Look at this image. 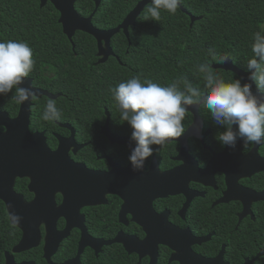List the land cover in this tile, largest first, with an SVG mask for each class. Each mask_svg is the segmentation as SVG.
<instances>
[{
	"label": "flooded vegetation",
	"instance_id": "af4514ba",
	"mask_svg": "<svg viewBox=\"0 0 264 264\" xmlns=\"http://www.w3.org/2000/svg\"><path fill=\"white\" fill-rule=\"evenodd\" d=\"M37 1L40 8L52 4L48 0L41 6V1ZM93 2L95 9L85 18L94 17L102 0L98 6ZM129 13L112 28L96 27L93 17L91 22L94 28L109 31L119 27ZM138 18L135 25L129 26L128 36L120 29L110 37L108 47L112 53L104 62L100 61L98 42L92 36L96 41L97 63H105L110 57L119 60L111 41L120 32L128 39ZM105 45L102 40L101 47ZM26 79L31 80L32 88L56 95L52 99L57 100L62 95L37 86L32 77ZM48 99L50 97L42 95L31 102L29 131L42 133L51 153L56 154L59 149L63 153L60 160L55 161V168L40 175L37 173L36 177L29 173L10 178L12 171L1 168L0 264L8 261L12 264H94L100 257L108 261L109 257L113 261L120 260L123 264H151L153 255V264H197L196 256L218 259L225 264H264V235H260L259 240L256 237L250 239L251 243L259 244L256 252L246 253L242 241L247 231L252 230L251 224L264 215V171L245 176L238 169L240 158L247 155L255 143L237 142L239 146L229 147L230 152L226 153L228 146L217 139L226 128L215 125L210 114L201 107L197 108V114L202 127L192 129L196 116L190 109L184 121L185 134L162 148L153 146L154 154L140 173H156L160 177L158 180L147 178L145 187L149 192L144 193L142 187L146 179H138L137 190L122 183L132 180L125 170L132 165L129 157L136 142L131 138L130 124L120 119L118 106L114 110L104 106L102 121L84 122L79 118L70 119L64 107L57 105L63 110L61 118L45 121L42 116L46 106L39 103ZM2 102L5 101L1 94ZM2 105L0 112L6 116L2 115L1 120L19 116L21 104L16 103L12 113ZM5 130L1 124L0 131ZM258 146L257 153L264 158V143ZM130 170L135 174L133 166ZM143 201H149L151 210ZM10 212L23 217L16 228L11 226ZM145 222L148 228L160 232L161 239L168 225L187 234L182 239L171 235L174 249L155 243L156 248L150 249H154L152 254L145 249L127 251L125 245L131 243L130 239L138 243L150 236L142 225ZM220 227L222 232L218 233ZM25 228L30 238L25 235ZM118 236L120 241L114 242ZM23 238L25 242H37V245L15 251ZM196 238L204 240L192 244ZM117 250H121L120 257ZM260 253L262 255L256 258Z\"/></svg>",
	"mask_w": 264,
	"mask_h": 264
},
{
	"label": "trees",
	"instance_id": "16d2710c",
	"mask_svg": "<svg viewBox=\"0 0 264 264\" xmlns=\"http://www.w3.org/2000/svg\"><path fill=\"white\" fill-rule=\"evenodd\" d=\"M139 1L102 0L92 22L99 28H112ZM150 6L142 11L128 39L121 32L113 37L111 45L119 60L110 57L105 63H97L95 39L77 31L69 40L62 32L58 11L50 3L40 8L37 0H0V42H27L36 60L30 77L37 86L62 93L57 105L64 107L70 119L84 122L104 120V106L110 110L117 106L110 89L135 76L161 85L185 76L208 94L198 66L219 63L214 55L227 57L236 67L248 71L247 64L254 55V35L258 31L264 34V0H181L186 13L181 8L175 15L162 10L160 22L144 20ZM75 8L84 17L93 12L95 4L79 0ZM191 16L197 18L193 23ZM213 70L225 81L240 79L231 71ZM14 95L15 89L2 95L5 102L1 103L0 94V107L4 104L9 112H15ZM39 104L46 106L47 102ZM250 228L242 240L246 253L257 251L259 244L250 239L259 240L264 235V215L258 216ZM217 232H222L221 227ZM116 254L120 257L121 250ZM99 260L94 264H123L110 257L109 261L101 257Z\"/></svg>",
	"mask_w": 264,
	"mask_h": 264
},
{
	"label": "clouds",
	"instance_id": "9594fccd",
	"mask_svg": "<svg viewBox=\"0 0 264 264\" xmlns=\"http://www.w3.org/2000/svg\"><path fill=\"white\" fill-rule=\"evenodd\" d=\"M180 5L181 0H152L144 20L160 22L162 10L175 15ZM251 51L254 55L247 64L251 73L248 80L255 83L259 95L253 92L252 83H242L241 79L225 81L208 63L198 66L208 94L194 87L185 76L169 85L135 76L110 89L120 119L133 130L131 138L136 147L129 159L134 171L145 170V162L154 154V145L162 148L185 134L184 121L194 106L198 110L203 107L215 125L226 128L217 136L222 145L235 149L238 140L244 144L264 143V34L259 31L254 35ZM213 58L222 64L229 62L227 57ZM35 65L34 51L27 42H0V94L7 95L15 89L13 99L17 104L37 101V93L22 86ZM61 116L56 100L48 99L42 119L56 121ZM9 219L16 228L23 217L10 212Z\"/></svg>",
	"mask_w": 264,
	"mask_h": 264
},
{
	"label": "water",
	"instance_id": "95a60500",
	"mask_svg": "<svg viewBox=\"0 0 264 264\" xmlns=\"http://www.w3.org/2000/svg\"><path fill=\"white\" fill-rule=\"evenodd\" d=\"M41 1V6L44 5L48 0H40ZM56 10L59 11L60 17H59V23L62 26L63 33L68 37L69 40H72V37L75 35L77 31H82L85 32L91 36H93L96 41L98 42V55L102 56L100 59L101 62H104L105 59L112 53L111 49L108 47L109 44V39L112 35L115 33H118L120 29H123L125 31V34L128 36V28L130 25H135L136 19L140 15V13L143 11V9L148 5L152 4V0H141L134 10L129 13L127 18L123 21V23L117 27L116 29L109 30V31H101L93 27L91 19L93 15L85 18L81 17L76 9H75V3L77 0H49ZM96 2L97 6L99 5L100 0H93ZM181 10L186 13V10L181 7ZM197 18L191 16V21L192 23L196 20ZM104 40L106 42V47H101V41ZM229 62L227 64H222V63H217L214 64L212 67L214 69H222L226 71H231L235 73L243 83H252V88L253 92L259 95L257 92V88L254 82H251L248 80V77L251 75L249 71H243L236 67L232 61L228 58ZM24 87H31V80L30 79H25L24 84L22 85ZM33 91L37 93V96H42L46 95L50 98H55L56 95H51L45 90L41 89H35L32 88ZM31 105V101L26 102L24 104H21V109H20V114L17 118L15 119H2L1 116H6L4 113L0 112V125H4L6 130L4 132L0 131V188H1V168H7V171H12V175H10V178L13 176L17 175H22V174H29L32 173L33 176H35L37 173H44L48 172L49 169L55 168V161L58 159L60 160V157L62 156V151L61 149L58 150V153H51L49 149H47L44 137L42 133H30L29 127H28V119H29V106ZM197 108L198 106L192 107V112L195 114L196 119L195 123L192 126V129L195 130L196 126L202 127V121L199 118L197 114ZM119 141V140H118ZM243 140H238V142ZM122 144H127L124 140H120ZM239 146V145H237ZM243 147V146H242ZM242 147L239 148V150L242 149ZM258 144H254V147L251 149V151L240 158V164L238 165V169L241 171V173L245 176L252 175L257 172L264 171V158L260 157L257 153L258 150ZM229 147L226 150V153H229L230 150H228ZM55 156V157H53ZM57 160V161H58ZM75 167V166H74ZM132 165L128 167V171L125 170L126 176L129 179H132L131 181L125 182L124 179H122L123 184L128 185V186H133L136 190L137 188L135 186L138 179H146L143 182V187L142 189L144 190L143 192H149L147 187L146 181L147 178L150 180L155 177L156 180H158V176H156V173H151L148 175H145L144 173H140V171H135V174L131 172ZM128 172V173H127ZM38 175V176H39ZM131 175V176H129ZM36 177V176H35ZM6 180V179H5ZM131 182V183H130ZM114 184V183H113ZM116 184V183H115ZM250 192V191H249ZM253 197L254 193L251 192ZM167 195V194H165ZM0 198H1V190H0ZM3 199V198H2ZM4 200V199H3ZM7 200H5L6 202ZM143 203L146 205V208L150 209L149 201H143ZM139 205L142 206V203H139ZM134 206H138V204H135ZM73 207V206H71ZM148 209V210H149ZM151 210V209H150ZM147 222V221H146ZM143 223L142 225L144 226V229H146V232L150 235L146 241H140L136 242L135 239H130L131 243H129L127 246L125 245V248L127 251H139V250H149L152 251L151 254L154 252L153 250H150L151 248H156L155 243H160L166 246H169L170 248L174 249L172 247L171 242V235L174 234V236H181L180 238L177 239H182L185 234H187L185 231L180 232L179 230L173 228L172 226L168 225L166 226L165 229V235L163 236V239L160 238V232L157 230H154L152 228H148L146 224ZM25 226V224H24ZM31 231L34 233L33 229L29 227ZM25 235L30 238V233L26 228L24 229ZM204 239L201 238H196L194 240V243H199L200 241H203ZM119 236L114 240V242H119ZM107 244H110L111 242H106ZM27 245V246H26ZM37 245V242H32L28 241L25 242V238L22 239L21 243L18 244V246L15 248V251L19 250H24L30 247H34ZM133 249V250H130ZM262 253L258 254L256 258L260 257ZM198 263L197 264H212L219 262V264H225L221 262V260L217 261L218 259L215 260H210V259H204V258H199L197 257ZM155 257L154 255L152 256L151 264H153ZM6 264H12L9 261ZM247 264H252V262H249Z\"/></svg>",
	"mask_w": 264,
	"mask_h": 264
}]
</instances>
